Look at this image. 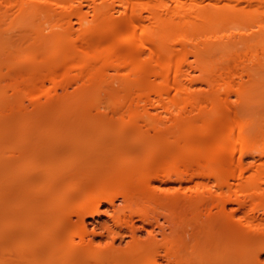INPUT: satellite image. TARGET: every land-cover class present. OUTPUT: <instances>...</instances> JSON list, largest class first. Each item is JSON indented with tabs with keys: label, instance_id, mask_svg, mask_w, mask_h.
I'll list each match as a JSON object with an SVG mask.
<instances>
[{
	"label": "bare ground",
	"instance_id": "6f19581e",
	"mask_svg": "<svg viewBox=\"0 0 264 264\" xmlns=\"http://www.w3.org/2000/svg\"><path fill=\"white\" fill-rule=\"evenodd\" d=\"M0 264H264V0H0Z\"/></svg>",
	"mask_w": 264,
	"mask_h": 264
},
{
	"label": "rangeland",
	"instance_id": "374dc122",
	"mask_svg": "<svg viewBox=\"0 0 264 264\" xmlns=\"http://www.w3.org/2000/svg\"><path fill=\"white\" fill-rule=\"evenodd\" d=\"M97 218H98V220L100 222V225L106 223V220H107V216L106 215L103 214V215L98 216Z\"/></svg>",
	"mask_w": 264,
	"mask_h": 264
}]
</instances>
